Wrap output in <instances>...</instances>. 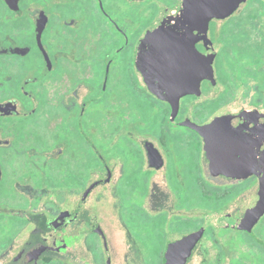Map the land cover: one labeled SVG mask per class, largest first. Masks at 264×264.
<instances>
[{
  "label": "flooded vegetation",
  "instance_id": "1",
  "mask_svg": "<svg viewBox=\"0 0 264 264\" xmlns=\"http://www.w3.org/2000/svg\"><path fill=\"white\" fill-rule=\"evenodd\" d=\"M200 5L186 28L180 8ZM174 14L178 44L192 41L189 77L209 58L213 78L163 99L150 69L159 74L173 60L142 65L140 55ZM219 70L228 77L222 92L241 90L238 115H216L234 100L216 99ZM204 90L217 95L198 99ZM255 95L264 99V0H0V264H147L150 246L165 264L167 247L205 223L199 198L213 201L205 211L220 221L242 222L232 201L248 179L257 192L259 179L221 174L201 136L181 123L264 134L260 105L247 104ZM250 111L258 116L249 123ZM204 183L233 190L216 197ZM216 230L235 231L208 226L187 264L209 239L226 246Z\"/></svg>",
  "mask_w": 264,
  "mask_h": 264
},
{
  "label": "water",
  "instance_id": "2",
  "mask_svg": "<svg viewBox=\"0 0 264 264\" xmlns=\"http://www.w3.org/2000/svg\"><path fill=\"white\" fill-rule=\"evenodd\" d=\"M200 6L186 7L183 10L180 8L179 11L184 16L182 19L183 25L186 28H189L193 22L185 17L192 20L204 9ZM177 16L178 14H174L170 19L159 25L155 30V37L158 39L156 40V46L146 47L140 55L142 65L157 64L164 58L173 60V65L161 69L162 72L159 74L158 69H150V74H153L154 83L157 85V92L159 95L160 91L162 92L161 98L163 99H179L191 89L188 84L197 85V80H211L213 78L211 59L209 58L202 60L199 71L194 72L193 76L189 77L192 74L188 69L187 59L190 58L189 44L192 41L189 43V40L185 38V46L178 44V27L182 24V21H179ZM188 77L189 79H187ZM178 79L182 81L179 82ZM174 101L177 102V100ZM174 101H171L172 105ZM181 124L184 127L191 128L201 136L204 145L211 151L212 162L218 167L221 174L230 176L239 170H245L258 178V200L255 209L242 222H222L218 216L211 221H205L196 232L170 244L167 247L165 264H187L193 250L203 238L206 228L210 225L252 234L253 229L264 216V134L257 130L242 131L239 126H226L223 129L218 123L197 125L186 121ZM218 128L223 131H217Z\"/></svg>",
  "mask_w": 264,
  "mask_h": 264
},
{
  "label": "rangeland",
  "instance_id": "3",
  "mask_svg": "<svg viewBox=\"0 0 264 264\" xmlns=\"http://www.w3.org/2000/svg\"><path fill=\"white\" fill-rule=\"evenodd\" d=\"M223 90H225V87L222 84H220L217 88L216 93L221 92V94H220V95H222L221 97L225 96V99H234V100L228 106L227 105L223 106V108H221V110L219 112H217L216 115L217 114L223 115L225 113H228L230 115H238V113L241 111L242 102H243L242 98H241L240 88L234 89V87L231 86L225 93L222 92ZM216 93H214L212 90H210V91L208 90L207 92H206V90H204V92H200L198 94L199 95L198 99H210V98L215 97V95H217ZM248 103H249V105H251V104L252 105H254V104L260 105L259 106L260 108L258 107L259 109L257 112L263 114V116H264V99H259L258 96L255 95L254 98L247 99V104ZM250 109H251V106L248 107V110H250ZM257 116L258 115L256 114V111H253V112L250 111L248 114V122L250 123V121H255L253 119H255V117H257ZM204 117L208 118L210 116H208L207 114L204 113ZM263 122H264V119H262L261 123H263ZM120 144L123 145L122 143H120ZM200 187H201L200 188L201 190H206V191L210 190V191L215 192L216 197L219 194L224 195V192H227V194H229V192L231 190H233V186H231V187L218 186L215 189L214 187L212 188L211 185L206 184V183H204V185H202ZM242 188L246 189V191H245L242 198L239 196L237 199L232 201L230 214H233L235 212L237 213L238 211L241 210L242 213H244V214H246V216H248L255 209L256 202L258 200V194L256 192L255 181L254 180H248L247 183L242 186ZM239 189H240V187H238L236 191H238ZM192 198H196V197L192 196ZM197 200L195 201V203L199 204V207L201 208L200 219L203 217H206L205 221H211V220L217 218L218 216L219 217L222 216V214L217 215L216 213H209V212L205 211L208 208H211V204L213 203V201H210V200L206 201L203 198H199ZM221 200H223V198ZM209 204H210V206H209ZM215 205L217 206V205H219V203L215 202ZM216 206L214 209H216ZM263 217L260 220V223L257 224V226L253 229V232H252V235L257 242L259 240H262L264 242V218ZM214 233L216 234V236L220 240V242H223L224 240H226L225 244H226L228 249L229 248L234 249L235 245L240 242V239L244 238V235L241 234L240 232L236 231V230L235 231H233V230H216V231H214ZM209 234H210V232L207 233L206 239L210 237ZM205 244H206V247L204 249H199L197 257L194 259V262L190 263V264H201V261H203V260H205V261L209 260V261H212V263H209V264H215V263H213V261L216 259V257H218L219 248H218V246L211 244L210 239ZM1 245H3V244H1ZM1 245H0V247H1ZM252 245L253 244L251 241L250 242L247 241L246 244L244 241L240 247V250L241 251L246 250V254H244V255L248 256L249 260H252L251 261L252 264H256V262H253V260H254L255 255L258 254L256 252L257 248L255 245H253V246ZM260 249H261V251L264 252V246L260 247ZM145 251H146V256H148L150 258V259L148 258L147 264H157L156 263L157 261H155L154 258L157 257V255L161 251V248L158 246H150L149 248H146ZM229 256L230 255H227V259L222 264L228 263V260H229L228 257ZM232 257H237V256H232Z\"/></svg>",
  "mask_w": 264,
  "mask_h": 264
},
{
  "label": "trees",
  "instance_id": "4",
  "mask_svg": "<svg viewBox=\"0 0 264 264\" xmlns=\"http://www.w3.org/2000/svg\"><path fill=\"white\" fill-rule=\"evenodd\" d=\"M219 58L220 59H222L223 58V55H220L219 56ZM230 63L233 65V67H235V69H234V71L232 72V74H234V73H236L237 74V78H238V75H239V73H240V68L238 67L239 66V64H240V59H239V56H232L231 57V61H230ZM221 64V62H220V60H219V62H218V66ZM218 79H219V81H220V83L223 85V86H227L226 85V81H228V77H226V75H225V72L224 71H221V70H219V72H218ZM216 99H224L223 97H218V98H216ZM211 111V110H210ZM249 174H251L252 176H254L251 172H249V171H247ZM255 177V176H254ZM256 178V177H255ZM248 180H250V179H248ZM216 202H218V199L216 198ZM217 207H218V205H217ZM241 234H243L244 235V238H241L240 239V242L239 243H237L236 245H235V247H234V249H231V248H227V246H224V247H218L219 248V250H218V258H224V257H226L227 255H230L231 257L232 256H237V257H239V256H243L244 254H245V252L244 251H241L240 250V247H241V245L243 244V242L244 241H248V242H252V244L253 245H257V241L254 239V237H253V235L252 234H247V233H241ZM249 244V243H248ZM252 245V246H253ZM252 248V247H251ZM218 258L216 257V263L218 264V263H220V262H218V261H220V260H218ZM203 264H209V263H203Z\"/></svg>",
  "mask_w": 264,
  "mask_h": 264
}]
</instances>
